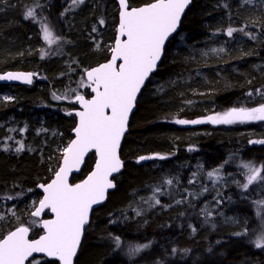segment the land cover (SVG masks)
Listing matches in <instances>:
<instances>
[{
	"label": "trees",
	"instance_id": "trees-1",
	"mask_svg": "<svg viewBox=\"0 0 264 264\" xmlns=\"http://www.w3.org/2000/svg\"><path fill=\"white\" fill-rule=\"evenodd\" d=\"M69 1L0 0V74L23 70L35 77L30 87L0 82V239L31 221L40 198L36 186L51 179L48 158L71 139L75 103L69 90L66 96L58 90L60 81L72 83L71 91L76 87L74 61L46 67L51 53L42 58L34 52L42 42L40 23L60 43L72 29L86 38L76 19V27L66 31ZM152 1L128 0L130 6ZM96 5L88 20L98 25L104 16L111 40L116 4ZM84 54L79 65L85 70L108 58L93 64L95 53ZM262 104L264 0H193L141 91L120 149L124 169L106 202L92 212L76 264H264V243L257 246L252 238L259 228L254 204L241 199L237 184L241 164L253 163L264 187V124H176ZM92 161L89 155L82 174L90 172ZM30 229V238L41 234L39 226ZM132 243L149 251L136 257L126 248Z\"/></svg>",
	"mask_w": 264,
	"mask_h": 264
},
{
	"label": "water",
	"instance_id": "water-1",
	"mask_svg": "<svg viewBox=\"0 0 264 264\" xmlns=\"http://www.w3.org/2000/svg\"><path fill=\"white\" fill-rule=\"evenodd\" d=\"M112 1L117 24L111 52L106 61L84 71L88 96L74 97L71 139L51 179L36 186L41 197L30 216L40 221L42 232L29 239L30 229L20 226L5 234L0 264H28L38 257L74 264L92 212L106 202L116 187L114 178L124 169L120 149L141 91L193 0H154L139 6ZM0 82L30 87L35 77L32 71L7 70ZM89 155L95 158L92 169L72 182Z\"/></svg>",
	"mask_w": 264,
	"mask_h": 264
},
{
	"label": "rangeland",
	"instance_id": "rangeland-1",
	"mask_svg": "<svg viewBox=\"0 0 264 264\" xmlns=\"http://www.w3.org/2000/svg\"><path fill=\"white\" fill-rule=\"evenodd\" d=\"M98 0H70L67 4L66 11L70 14L69 22L66 26V31L76 27L74 20L78 22L79 26L82 28H86L88 34L86 38L81 37V33L77 31V29L71 30V36L68 39H65L63 34V43H60L59 38L55 34L51 28L47 27L45 24L40 23V36L42 37V45L41 43L35 45L34 52L37 50L40 51V56L43 58L44 53H51V60L47 62L46 67H50L51 64L54 68L64 67V64L68 60H73L74 68L77 70H73L72 72L76 74V77L73 78V82L76 87H74L73 91L70 90V86L72 83L67 81H60L61 88H59V92L62 95L66 96L69 94L72 99L78 94H84L82 91H87V83L84 80L83 72L85 68L81 69L79 65V59L84 58L86 55L84 54L86 51L91 50L95 53L93 61L90 63H96L103 56H108L113 45L114 37L111 40L107 39L109 36V32L106 30V18L104 16H99L100 20L98 25L93 24L88 20L91 18L96 11V3ZM87 6V7H86ZM86 7V10L81 12L82 8ZM115 9V8H114ZM116 19V16H115ZM78 26V27H79ZM116 24L112 27L113 32H115ZM90 38H88V37ZM60 43V45H58ZM68 44L69 47L66 45ZM56 46V48H54ZM54 48V49H53ZM66 51V52H65ZM70 54V55H69ZM72 54H77L80 57L71 58ZM69 56V57H68ZM104 62V61H103ZM51 63V64H50ZM62 63V65H60ZM79 67H78V66ZM92 65V64H91ZM81 69V70H80ZM60 69L58 72L61 73ZM52 96V95H50ZM3 98L9 99V95H3ZM249 123H263L264 124V104L261 106L249 109V110H230L225 113H217L213 115H209L205 118H198L192 122L177 120L176 124L180 126H200L204 124H209L211 126H233L238 124H249ZM264 127V126H263ZM67 146V145H66ZM66 146L60 145L54 155H50L48 158L49 161V175L51 177L56 172L58 168V155L63 154L66 149ZM149 156H145L139 159V161L148 159ZM95 158L93 157V161L91 164V169L94 164ZM243 170V178L237 181V184L240 186V197L241 199H246L252 202L255 207V213L257 216V220L259 222V228L255 231L253 235V241L257 246H262L264 243V202L262 200V194L264 192V187L262 185V180L260 177V167L254 165L253 163H242ZM86 174L80 173L79 177L81 179ZM38 202V201H37ZM26 224L27 227L32 228V225L38 226V221L33 219ZM31 224V225H30ZM86 232V231H85ZM84 238V237H83ZM83 241V240H82ZM82 244V243H81ZM115 246V245H114ZM82 247V245H81ZM129 252H132L133 255H137L136 257L142 256L143 253H147L149 248L147 245H140L138 243H132L130 246L126 247ZM81 249V248H79ZM80 252V250L78 251ZM78 255V254H77ZM38 259H33L29 262V264H38ZM76 260V259H75ZM42 261V260H41ZM40 262V260H39ZM76 264V262H75Z\"/></svg>",
	"mask_w": 264,
	"mask_h": 264
},
{
	"label": "flooded vegetation",
	"instance_id": "flooded-vegetation-1",
	"mask_svg": "<svg viewBox=\"0 0 264 264\" xmlns=\"http://www.w3.org/2000/svg\"><path fill=\"white\" fill-rule=\"evenodd\" d=\"M108 56H109V55H108ZM106 60H107V59H106ZM106 60H105V61H106ZM40 197H41V195H40ZM39 200H40V198H39ZM39 200H38V201H39ZM36 204H37V203H36ZM36 204H35V206H36ZM35 206H34V207H35ZM34 207H33V208H34ZM48 217H49V216H48L47 214L44 215V218H48ZM33 219H34V218H33ZM35 220H36V219H35ZM36 221H38V226H39V222H40V221H39V220H36ZM90 222H91V221H90ZM28 228H29V227H28ZM29 229H30V228H29ZM40 230H41V229H40ZM30 231H31V229H30ZM41 232H42V230H41ZM30 234H31V232H30ZM39 235H40V234H39ZM39 235H38V236H39ZM29 239H34V238H30V235H29ZM74 264H75V262H74Z\"/></svg>",
	"mask_w": 264,
	"mask_h": 264
},
{
	"label": "bare ground",
	"instance_id": "bare-ground-1",
	"mask_svg": "<svg viewBox=\"0 0 264 264\" xmlns=\"http://www.w3.org/2000/svg\"><path fill=\"white\" fill-rule=\"evenodd\" d=\"M88 69H89V68H88ZM86 70H87V69H86ZM72 129H73V128H72ZM71 131H72V130H71ZM70 134H71V133H70ZM93 157H94V156H93ZM58 167H59V166H58ZM74 176H76V175H74ZM74 176H73V177H74ZM97 209H98V208H97ZM90 221H91V220H90ZM89 224H90V223H89ZM88 226H89V225H88ZM88 226H87V228H88ZM87 228H86V229H87ZM38 258H39V257H38ZM148 259H149V258H148ZM32 260H33V259H32ZM144 261H145V260H144ZM146 261H147V259H146ZM146 261H145V262H146ZM143 263H144V262H143ZM143 263H142V264H143ZM148 263H151V262L148 261ZM145 264H147V263H145Z\"/></svg>",
	"mask_w": 264,
	"mask_h": 264
}]
</instances>
